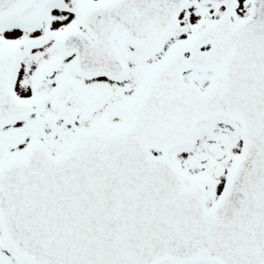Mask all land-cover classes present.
<instances>
[{
    "label": "snow or ice",
    "instance_id": "obj_1",
    "mask_svg": "<svg viewBox=\"0 0 264 264\" xmlns=\"http://www.w3.org/2000/svg\"><path fill=\"white\" fill-rule=\"evenodd\" d=\"M0 264H264V0H0Z\"/></svg>",
    "mask_w": 264,
    "mask_h": 264
}]
</instances>
